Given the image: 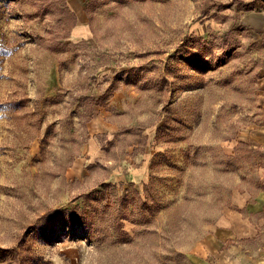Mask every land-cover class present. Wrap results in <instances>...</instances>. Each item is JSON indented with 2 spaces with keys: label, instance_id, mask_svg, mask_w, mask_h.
<instances>
[{
  "label": "rangeland",
  "instance_id": "374dc122",
  "mask_svg": "<svg viewBox=\"0 0 264 264\" xmlns=\"http://www.w3.org/2000/svg\"><path fill=\"white\" fill-rule=\"evenodd\" d=\"M263 191L264 0H0V264H264Z\"/></svg>",
  "mask_w": 264,
  "mask_h": 264
},
{
  "label": "crops",
  "instance_id": "0c3cea01",
  "mask_svg": "<svg viewBox=\"0 0 264 264\" xmlns=\"http://www.w3.org/2000/svg\"><path fill=\"white\" fill-rule=\"evenodd\" d=\"M236 198H237L238 201L241 202L244 199V196L236 195ZM257 201L260 204V206L262 207V209H264V191L258 195ZM231 218H232V220H235V217L232 214H231ZM221 222H223V221H221ZM225 223H227V222L225 221ZM235 224H240V223H238V222L232 223V227H234ZM240 225H246V224L245 223H241Z\"/></svg>",
  "mask_w": 264,
  "mask_h": 264
}]
</instances>
